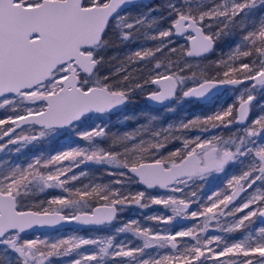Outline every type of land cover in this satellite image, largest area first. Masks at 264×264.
<instances>
[{
    "label": "snow or ice",
    "instance_id": "6c2138e0",
    "mask_svg": "<svg viewBox=\"0 0 264 264\" xmlns=\"http://www.w3.org/2000/svg\"><path fill=\"white\" fill-rule=\"evenodd\" d=\"M228 40L229 51L210 60ZM114 45L127 50L99 75L101 53ZM224 86L239 93L238 104L179 125L158 128L152 116L109 134L103 123L137 92L164 105L200 102ZM258 95L264 97V0H0V152L21 153L59 135L84 142L24 164L0 163V264H54L70 255L68 264H264V104L248 121ZM89 122L94 126L83 128ZM233 125L239 127L228 139L202 135ZM194 131L200 134L188 135ZM172 141L181 146L167 150ZM88 164L115 179L84 183L89 173L81 166ZM229 166L238 174L201 198L196 187ZM133 184L145 190L127 191ZM133 205H163L171 215L147 216L155 227L131 220L115 229L139 244L116 235L25 238L62 224L102 229Z\"/></svg>",
    "mask_w": 264,
    "mask_h": 264
},
{
    "label": "rangeland",
    "instance_id": "374dc122",
    "mask_svg": "<svg viewBox=\"0 0 264 264\" xmlns=\"http://www.w3.org/2000/svg\"><path fill=\"white\" fill-rule=\"evenodd\" d=\"M159 0H153L152 2H146V3H158ZM169 22L164 21L161 25V27H168ZM174 40L177 38H173ZM225 41H220L219 45L216 49V53H214L209 59L212 61H215L218 59V57L222 53H227L229 49L232 47V42L230 44H225ZM141 44H151V42H146L143 38H141L140 41ZM179 44H183L184 40L180 38L178 40ZM127 47L135 48L136 45H129ZM115 50L116 53H112L111 55L108 54V52L111 53V51L106 50L101 53V55L105 58V63L100 66L99 69V75H105L109 73L112 70V67L116 64L115 60H112L111 63H108L109 58L113 56H123L125 51L127 50L124 46H116L114 45L111 47ZM207 63V62H205ZM110 69V70H109ZM239 93L234 91L232 87H228L226 89L221 90L219 93H217L215 96L212 97L209 101L205 103L191 101V100H185L182 103H176L172 102L170 105L166 107H161L159 109H153L151 107H143L140 103L141 97L145 96L144 94H141L137 92L134 94L133 102L129 103L122 111L116 112L113 114L106 115L103 118V123H106L108 125L107 131L109 134L119 133L123 134L125 131H132L135 128H137L139 125L146 123L152 116H155L157 118L156 121L153 123L159 128L161 125L164 127H167L170 123L173 125H179L181 120H189L193 119L196 116L204 117L207 115L212 114L214 111L218 110L219 108H226L230 104H237ZM258 102V103H257ZM259 104H264V97L257 96V101L253 102V108H252V114L250 119L248 120L251 122L252 120L256 119L260 114L261 110L259 107ZM171 106L174 108V111H168L167 108ZM6 114L5 110H0V118H2ZM95 123H101L102 121L99 119H95ZM89 126H94L92 122H89L88 124L83 125V128H88ZM238 126H230V127H221V128H215L211 129L208 133H203L202 135L205 137H211L212 135L222 136L224 139H228L231 135H233L237 131ZM176 135H180V133H175ZM197 134H200L198 132H191L188 133L189 136H195ZM7 138H5L6 140ZM61 142L63 140H67L64 135L49 137L45 140H42L41 147L39 152L30 151L37 149L36 146H31L32 148H28L27 152L25 151V154H23L22 158L20 157L19 160L11 161V163H19L24 164L29 159H31L35 155H43L48 156L50 153V150H52V147L54 145L55 140ZM107 142H105L106 144ZM70 146H75L70 145ZM70 146L61 147L58 149L55 153L67 149ZM181 144L178 141H172L168 144L167 150H173L177 147H180ZM10 148H14L15 146H9ZM12 152H0V163L5 164V162H8V159L10 158V154ZM54 153V154H55ZM52 154V153H51ZM67 163V162H65ZM85 171L89 173L88 177L83 180L84 183L94 182V183H104L109 184L112 180L115 179V177L107 175L105 171L93 164L88 165H82L81 166ZM81 169H76L77 172H79ZM239 169L233 166H229L227 169V174H220L216 178L212 179L209 182L203 183L202 185H199L196 187V190L201 198H205L207 195H211L212 192L222 189L227 182V179H230L232 175L238 174ZM113 187H118L116 185H113ZM145 187L140 184H133L131 185L127 191H131L132 193L138 192V191H144ZM148 192L153 196H159L164 197L168 195L169 193L167 190L160 191L159 189L155 190H148ZM60 194V190H49V192L45 193L42 196L36 197L37 200H46L50 198L51 196H55ZM180 195V194H176ZM56 207V206H53ZM158 214H165V215H171V212L169 210L164 209L163 205H151L147 209H140L138 206H129L126 207L122 212L119 213L118 218L116 221H114L111 225L98 229L93 230L91 228L88 229H76L75 233H68L65 230H61L57 233L49 232V233H33L31 236H26V239H34L37 236L41 239L47 238V239H56L60 237H67L70 235H77L82 237H97V236H107V235H116L117 240H135L134 237L131 236V234H116L115 229L122 226L123 223L131 220H138L142 226L147 227H155L156 223L155 221H149L146 219L149 215H158ZM178 226L182 225L184 223H190V221H178ZM161 227H163L161 225ZM135 243L139 244L141 241L135 240ZM86 249H90V246H85ZM84 249H82L83 251ZM74 256L70 255L67 257L60 258L58 260L54 261V264H68V261L73 259Z\"/></svg>",
    "mask_w": 264,
    "mask_h": 264
},
{
    "label": "trees",
    "instance_id": "16d2710c",
    "mask_svg": "<svg viewBox=\"0 0 264 264\" xmlns=\"http://www.w3.org/2000/svg\"><path fill=\"white\" fill-rule=\"evenodd\" d=\"M224 43V45L225 44H230L231 43V41L230 40H228V41H225V42H223ZM115 133V132H114ZM113 133V134H114ZM76 143H79V144H83L84 142H82V141H78V140H76V138L75 137H71V138H68L67 140H63V141H61V142H59V141H57V139L55 140V142H54V145H53V147H52V150H50V154L52 153V154H54L58 149H60L62 146L63 147H65V146H70V145H74V144H76ZM41 143H38V144H31V146H36L37 147V149H33V150H30V151H35V152H39V150H41L40 149V147H41ZM31 146H27V147H25L24 149H22V151H21V153H15V152H12L11 154H10V158L8 159V162H11V161H15V160H19V158L21 157L22 158V156H23V154H25V151L27 152V149L28 148H32ZM8 162H5V164H7ZM62 230H65V231H67L69 234L72 232V233H75V232H80V231H76V230H73V229H62ZM59 231H61V230H54V231H51V232H53V233H57V232H59ZM44 233V232H43ZM45 233H49V232H45ZM33 233H30V234H25V237L26 236H31Z\"/></svg>",
    "mask_w": 264,
    "mask_h": 264
},
{
    "label": "water",
    "instance_id": "95a60500",
    "mask_svg": "<svg viewBox=\"0 0 264 264\" xmlns=\"http://www.w3.org/2000/svg\"><path fill=\"white\" fill-rule=\"evenodd\" d=\"M146 1V0H145ZM228 87H232V86H224V87H221L219 89H217L208 99L206 100H203V101H200V102H207L209 101L210 99H212L213 96H215L217 93H219L221 90L223 89H226ZM149 103H151L152 105H157V106H167L169 104H171L172 102H166L164 105H161V104H157V103H154L150 100H148ZM117 111V110H116ZM115 112V111H114ZM145 187V186H144ZM149 190H155V189H149ZM160 191H165L164 189H159ZM62 229H88L84 226H81V225H78L76 223H72V224H62V225H59L57 227H54V228H49V227H37V228H34L32 230H30L29 232H27L26 234H30V233H43V232H51V231H54V230H62Z\"/></svg>",
    "mask_w": 264,
    "mask_h": 264
},
{
    "label": "flooded vegetation",
    "instance_id": "af4514ba",
    "mask_svg": "<svg viewBox=\"0 0 264 264\" xmlns=\"http://www.w3.org/2000/svg\"><path fill=\"white\" fill-rule=\"evenodd\" d=\"M152 1H153V0H146L145 2H152ZM108 50L111 51V53L108 52L109 55H111L112 53H116V52H117V51L115 52V50H114L113 48H109ZM109 70H110V69H109ZM152 87H155V86H152ZM140 101H141L140 103H142L141 105H142L143 107H151V108H153V109H159V108H161V107H166V106L152 105L151 103H149L148 99H146L145 96H142ZM201 103H205V102H201ZM237 104H238V102H237ZM127 105H128V104H127ZM127 105L123 106L121 109H119V110H117V111H115V112H113V113H116V112H120V111H122ZM169 105H170V104H169ZM167 106H168V105H167ZM113 113H111V114H113ZM251 114H252V110H251V112H250V114H249V116H248V120L250 119ZM235 126H237V125H235ZM238 127H239V126H238ZM73 230H76V229H73Z\"/></svg>",
    "mask_w": 264,
    "mask_h": 264
}]
</instances>
